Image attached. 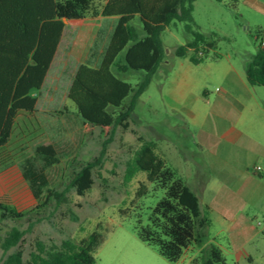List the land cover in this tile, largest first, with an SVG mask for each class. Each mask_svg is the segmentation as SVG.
Wrapping results in <instances>:
<instances>
[{"label": "rangeland", "instance_id": "374dc122", "mask_svg": "<svg viewBox=\"0 0 264 264\" xmlns=\"http://www.w3.org/2000/svg\"><path fill=\"white\" fill-rule=\"evenodd\" d=\"M192 14L198 30L212 36L213 46L196 64L178 57L174 51L186 41L183 23L169 24L160 33L164 61L136 98L128 128L115 126L109 135L83 125L67 91L82 61L99 64L118 16L65 21L37 111L16 118L12 136L0 151V160L15 162L0 169L4 172L0 197L17 211L31 210L24 218L0 221V244L11 227L24 231L21 246L26 260L36 239L47 244L63 239L78 242L96 230L103 240L94 264H200L201 250L209 243L220 248L226 264H264V172L255 173L264 164V154L251 142L264 139V131L260 132L264 117H246L247 112L239 116L233 98L239 89L230 73L232 68L240 71L263 40L264 11L251 0H195ZM116 75L135 86L143 72ZM255 88L253 95L261 101L257 97L262 87ZM231 127L243 136L236 141L223 136ZM137 136L155 143L166 165L197 192L200 209L210 221L208 239L188 246L176 263L162 257L155 245L141 241L134 228L138 219L146 222L164 193L133 163L134 151L141 145ZM39 144H52L57 151L59 161L45 169L48 190L63 193L66 200L52 199L35 209L48 191L36 200L19 165L25 157L35 156ZM94 158L99 162L93 184L78 196L69 187L70 179ZM36 163L41 164L39 159ZM244 165L248 175L242 174ZM129 166L133 174L127 178ZM140 181L147 192L136 196ZM15 249L4 252L0 247V264Z\"/></svg>", "mask_w": 264, "mask_h": 264}, {"label": "trees", "instance_id": "16d2710c", "mask_svg": "<svg viewBox=\"0 0 264 264\" xmlns=\"http://www.w3.org/2000/svg\"><path fill=\"white\" fill-rule=\"evenodd\" d=\"M194 1L0 0V151L7 146L20 111L27 114L37 111L39 92L62 38L64 20H80L88 15L118 16L99 64L80 63L67 91L83 125L99 127L103 134L109 135L115 126L128 128L136 98L164 61L160 33L169 24L182 22L186 34L185 43L174 51L176 56L188 57L196 64L213 46L212 36L200 32L194 23ZM135 18L138 25L134 24ZM129 70L143 72L135 86L116 75ZM244 71L250 85L264 86L261 42L246 61ZM32 90L36 93L32 94ZM137 139L141 145L134 151L133 163L145 172L148 182L155 183L164 193L151 208L146 222L138 219L134 228L141 241L155 245L162 257L176 263L188 246L200 245L208 239L210 221L200 209L198 195L166 165V160L155 151V143L142 136ZM34 154L32 158L25 157L19 168L36 200L48 191L35 209L46 206L52 199L64 202L63 193L48 190L45 173L47 167L59 161L54 145H36ZM98 162L99 158H94L73 173L69 187L76 195L84 196L91 188ZM14 163L1 161L0 169ZM132 174L130 166L127 167V178ZM146 192V184L140 181L136 196ZM29 211H17L0 197V221L24 218ZM71 218L76 220L73 213ZM24 233L17 227L5 232L0 247L4 252L12 247L16 249L6 254L2 264H94V254L103 240L96 230L78 242L63 239L59 244H47L36 239L24 260L21 246ZM201 253L200 264H226L222 251L212 243Z\"/></svg>", "mask_w": 264, "mask_h": 264}, {"label": "crops", "instance_id": "0c3cea01", "mask_svg": "<svg viewBox=\"0 0 264 264\" xmlns=\"http://www.w3.org/2000/svg\"><path fill=\"white\" fill-rule=\"evenodd\" d=\"M252 2H254L255 4H257L259 6V8L264 11V0H261V1H257V0H251ZM97 17H100L97 16ZM94 18V17H93ZM135 21H137V19H134ZM66 28V27H65ZM65 28H64V31H65ZM260 29L263 33V37H264V25H260ZM64 31H63V34H64ZM63 37V35H62ZM264 39V38H263ZM62 40V38H61ZM60 40V42H61ZM60 44V43H59ZM91 45H89V48H90ZM255 52V51H254ZM252 56V54L249 56V58ZM245 59L243 61V67L240 71H236L234 68H232L231 72L230 73H234V76H235V79H234V84L236 85V87L239 89V91L237 92L238 95H234L236 96L233 97L234 100L236 101L237 103V112L239 114V116H242L246 113V117H250L251 116H262L264 117V86H252L250 85L247 80H246V76H245V71H244V67H245V63L246 61L249 59ZM81 63H90V62H81ZM92 66H96L95 63H91ZM49 72V71H48ZM47 77V76H46ZM46 81V79H45ZM45 81H44V84H45ZM44 84L39 92V94L41 93L43 87H44ZM255 87H262V88H258V89H261L260 90V93H261V97H257L259 98V100L261 101H257L256 97L253 95V91L256 89ZM32 94H35L36 91H31ZM38 102V101H37ZM261 103V104H260ZM37 107V106H36ZM20 114H27L25 111H20V113L17 115V117L20 115ZM31 115V114H29ZM16 117V118H17ZM15 123H16V119H15ZM263 126H261L260 128V132L262 134V130L264 131V122L262 124ZM15 126V125H14ZM223 136H226L228 139L230 140H237L239 137H242L243 136V133L242 131H239L237 130L236 128L234 127H231L230 129H228L226 132H224ZM262 140V141H261ZM261 140H254L251 138V142H254L257 146H259L257 149L258 151L260 152H263L264 154V139L261 138ZM258 160V159H257ZM1 161H8L9 160L7 158H4ZM13 165V164H12ZM11 167V165H10ZM257 167H259V170H256V174L257 175H261L263 172H264V164L261 166V165H258ZM243 169L245 171H243ZM243 169L241 170L242 171V174L243 173H246L245 175H248V170H247V167L246 165H244ZM4 173L3 171L0 170V175ZM22 176V174H21ZM23 178V177H22ZM24 179V178H23ZM191 188V187H190ZM192 189V188H191ZM196 194L197 192L192 189ZM200 200V199H199Z\"/></svg>", "mask_w": 264, "mask_h": 264}, {"label": "built area", "instance_id": "2783aa9c", "mask_svg": "<svg viewBox=\"0 0 264 264\" xmlns=\"http://www.w3.org/2000/svg\"><path fill=\"white\" fill-rule=\"evenodd\" d=\"M261 46L264 47V40L261 41ZM257 170H258V167H257Z\"/></svg>", "mask_w": 264, "mask_h": 264}, {"label": "water", "instance_id": "95a60500", "mask_svg": "<svg viewBox=\"0 0 264 264\" xmlns=\"http://www.w3.org/2000/svg\"><path fill=\"white\" fill-rule=\"evenodd\" d=\"M66 20H64V22H65Z\"/></svg>", "mask_w": 264, "mask_h": 264}]
</instances>
